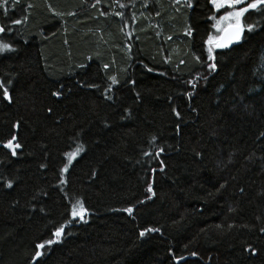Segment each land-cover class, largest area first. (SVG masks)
Masks as SVG:
<instances>
[{"label":"trees","instance_id":"16d2710c","mask_svg":"<svg viewBox=\"0 0 264 264\" xmlns=\"http://www.w3.org/2000/svg\"><path fill=\"white\" fill-rule=\"evenodd\" d=\"M187 3L0 8V264H264V14L209 60L218 13Z\"/></svg>","mask_w":264,"mask_h":264},{"label":"snow or ice","instance_id":"6c2138e0","mask_svg":"<svg viewBox=\"0 0 264 264\" xmlns=\"http://www.w3.org/2000/svg\"><path fill=\"white\" fill-rule=\"evenodd\" d=\"M209 4H211L212 8L215 9L217 12H219L221 9H228L225 13L221 14L219 16V19H216L215 16H209L208 19L214 20V23L212 24V27L216 29L220 35L217 36H212L209 35L206 43L209 45L208 47V59L212 60L213 59V48H219L223 49L228 47L230 44L233 42H238L240 41L242 34L247 31H253V25L252 24H245L242 23V18L246 16L252 11H257L261 12L264 14V0H207ZM8 3V0H0V8L4 7ZM13 4L18 3V0H12ZM188 7H192L191 0H188L187 3ZM28 7H31V5H28ZM120 7L123 8L125 7L124 4H120ZM71 15V13H69ZM117 15H122V13H116ZM15 24L21 23L20 20H15L13 21ZM5 29L3 27H0V32H4ZM186 34L191 36L192 34V29L189 27L186 31ZM10 50L8 44H0V51L3 50ZM105 67H108L105 65ZM208 67L212 70H215L216 65L215 64H209ZM149 71H152L151 69H148ZM113 84H115L116 78L111 77ZM9 84L11 81L8 82ZM195 86V85H193ZM0 89H3V98L5 100H10V94L8 91V88L5 86L3 82H0ZM54 96L59 95L58 92L52 93ZM190 95V93H189ZM175 111V110H174ZM179 115V113H177ZM17 137L15 135H12L11 138L3 144V147L6 149L11 150V155L16 156V149L20 148L21 145L19 143H14L16 141ZM81 147H77L75 152L69 153V163H71L72 159L76 156V154L81 151ZM145 155H148V153H145ZM62 172H67L68 171V165L66 164L64 168L61 170ZM60 183L63 184L65 183L63 177L60 179ZM6 187L11 188L12 182L8 181L5 184ZM148 192H152V185L149 184L147 188ZM123 211L127 212L128 214L133 213V208L128 207L123 209ZM87 213V209H85L83 203L80 200H75L71 204V216L73 219L79 217L80 219H84V216ZM146 231L151 232V231H158L157 229H146ZM264 231V229H262ZM64 234V226L60 225L57 226L52 235L57 238V240L53 239H48L44 242L37 243L36 244V251L34 253V258L40 257L42 255V252L40 251L41 249H45V246H51L55 242H59V238H61ZM145 232L142 231L140 232V236H144ZM255 253V250H253V254Z\"/></svg>","mask_w":264,"mask_h":264},{"label":"rangeland","instance_id":"374dc122","mask_svg":"<svg viewBox=\"0 0 264 264\" xmlns=\"http://www.w3.org/2000/svg\"><path fill=\"white\" fill-rule=\"evenodd\" d=\"M248 2H250V0H248ZM215 10V9H214ZM226 11H228V9H221L219 12H217L216 10H215V12L216 13H218V19H219V16L221 15V14H223V13H225ZM217 32V31H216ZM220 33H218L217 32V35H219ZM0 44H4V43H2V42H0ZM9 48H10V50H11V47L9 46ZM10 50H3V51H0V54H3V53H6L7 51H10Z\"/></svg>","mask_w":264,"mask_h":264},{"label":"water","instance_id":"95a60500","mask_svg":"<svg viewBox=\"0 0 264 264\" xmlns=\"http://www.w3.org/2000/svg\"><path fill=\"white\" fill-rule=\"evenodd\" d=\"M243 35V34H242ZM239 42V41H238ZM238 42H233L232 44H230L228 47H226V48H229V47H231L232 45H234V44H236V43H238Z\"/></svg>","mask_w":264,"mask_h":264}]
</instances>
